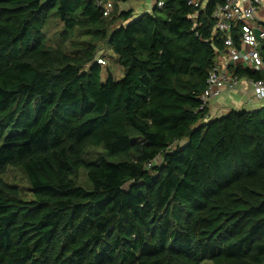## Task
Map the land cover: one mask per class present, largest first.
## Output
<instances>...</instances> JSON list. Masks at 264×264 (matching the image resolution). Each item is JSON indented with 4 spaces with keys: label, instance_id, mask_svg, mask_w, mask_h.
Instances as JSON below:
<instances>
[{
    "label": "trees",
    "instance_id": "16d2710c",
    "mask_svg": "<svg viewBox=\"0 0 264 264\" xmlns=\"http://www.w3.org/2000/svg\"><path fill=\"white\" fill-rule=\"evenodd\" d=\"M122 1L0 0V264H264V106L199 108L224 50L215 0L135 18Z\"/></svg>",
    "mask_w": 264,
    "mask_h": 264
},
{
    "label": "built area",
    "instance_id": "2783aa9c",
    "mask_svg": "<svg viewBox=\"0 0 264 264\" xmlns=\"http://www.w3.org/2000/svg\"><path fill=\"white\" fill-rule=\"evenodd\" d=\"M209 1L189 0L195 6H204ZM103 5L104 15H109L112 2ZM158 5L162 6L163 2L159 1ZM212 15L215 29L223 34L224 50L218 53L209 70L207 86L199 96V108H208L213 98L237 90L242 80L249 83L256 99L264 100V78L240 76L230 68V65L240 64L253 70H264V56L259 48L264 43V0H215ZM97 61L106 64L102 56Z\"/></svg>",
    "mask_w": 264,
    "mask_h": 264
},
{
    "label": "rangeland",
    "instance_id": "374dc122",
    "mask_svg": "<svg viewBox=\"0 0 264 264\" xmlns=\"http://www.w3.org/2000/svg\"><path fill=\"white\" fill-rule=\"evenodd\" d=\"M142 2H146L147 4H142ZM152 3L155 4V0H131L127 3V6H131L135 9V11L144 8H148L149 11H152ZM139 14H135L132 18H135ZM62 27V23L59 22L57 19H52L50 21L46 29L47 35L49 37L48 41L50 42V44L57 45L60 42V35H58L57 33L62 29ZM65 46L69 48L70 42H66ZM99 53L100 55H104L106 59V64H102L104 66V70L108 69L116 80L120 79L123 75L124 70L123 67L119 64L115 53L112 51V49H110L109 45L101 44ZM5 179L8 183L15 184L17 187H19L21 194L24 197H32V191L30 189L29 181L27 179L26 174L21 168L9 167L5 173ZM78 182L84 185H88L86 172L84 170L81 171ZM201 264H213V262L211 260L206 259Z\"/></svg>",
    "mask_w": 264,
    "mask_h": 264
},
{
    "label": "crops",
    "instance_id": "0c3cea01",
    "mask_svg": "<svg viewBox=\"0 0 264 264\" xmlns=\"http://www.w3.org/2000/svg\"><path fill=\"white\" fill-rule=\"evenodd\" d=\"M129 1L131 0L119 2V8L133 9L135 14L149 11L148 8L135 11L131 6H127ZM144 3L147 4L146 2H142V4ZM151 6L154 7V3ZM260 106H264V100L256 99L249 83L246 80H242L237 90L226 91L220 97L213 98L210 101L208 113L211 118H214L221 116L231 109H254Z\"/></svg>",
    "mask_w": 264,
    "mask_h": 264
}]
</instances>
